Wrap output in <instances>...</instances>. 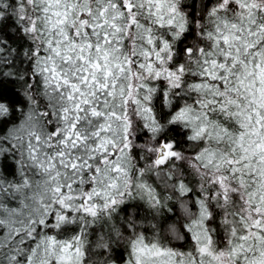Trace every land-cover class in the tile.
I'll use <instances>...</instances> for the list:
<instances>
[{"label": "snow or ice", "instance_id": "6c2138e0", "mask_svg": "<svg viewBox=\"0 0 264 264\" xmlns=\"http://www.w3.org/2000/svg\"><path fill=\"white\" fill-rule=\"evenodd\" d=\"M82 2L0 0V264H72L80 249L62 242L54 228L80 211L95 215L90 202L103 191L98 185L106 173L122 171L113 164L129 103L145 135L159 134L164 120L175 126L179 119L199 124L195 137L209 142L228 137L227 159L204 149L205 166L228 165L229 172L217 178L225 203L233 181L244 193L232 218L227 253L216 256L208 236L207 244L198 245L200 264L206 255H226L231 264H264V0H206L209 19L215 21L205 33L211 44L189 63L190 74L182 58L193 56L191 46L177 59L170 43L176 37L154 36L147 19L163 29L168 0H90L97 4L95 14L91 7H74ZM174 5L172 0L168 7L172 16L178 13ZM228 10L236 15L230 17ZM174 24L170 16L167 27ZM178 30L183 33V25ZM133 69L137 78L147 77L159 87L137 84L133 97L129 84L125 95L123 82ZM185 88L198 97L195 106L180 104L178 94ZM29 94L35 104L25 98ZM209 113L236 120L238 135L230 136ZM126 132L127 127L125 138ZM171 147L165 142L162 157ZM38 170L46 177L40 207L33 214L26 205V213L16 204L13 185L18 187L16 178L22 176L24 184L31 181L40 189L41 181L32 179ZM115 179L107 187L115 188ZM153 255L175 254L157 250Z\"/></svg>", "mask_w": 264, "mask_h": 264}, {"label": "clouds", "instance_id": "9594fccd", "mask_svg": "<svg viewBox=\"0 0 264 264\" xmlns=\"http://www.w3.org/2000/svg\"><path fill=\"white\" fill-rule=\"evenodd\" d=\"M205 3L206 0H175L174 6L178 13L172 16L168 11L172 0H168V4L163 6V29L155 26V19L147 17L153 25L154 36L159 37L162 33H167L176 37L170 43L177 59H181V49L186 53L188 46H191L193 56L190 58L185 54L182 58L185 74L191 73L189 63L199 58V49L211 44V40L205 38V33L215 21L209 19ZM74 7H77V10H87L91 7L95 14L97 4L83 0L79 6ZM228 13L230 17L236 15L232 10H228ZM170 16L175 21L173 29L176 30L167 27ZM181 25L183 33L178 30ZM167 63L165 60V64ZM145 82L159 87L147 77L137 78L136 69H133L130 79L123 82L125 95L128 94V85L132 84V96L135 97L136 85ZM21 95H24L23 91ZM140 95L142 97L143 93ZM178 95H182V106H195L198 99L197 96L189 94L186 88ZM25 98L32 104L36 103L30 99V94ZM134 117L135 109L129 103L128 120L121 122L124 127L119 129L117 137V148L121 149L118 152L119 159L113 164V167L119 164L122 171L117 174L106 173L107 178L98 185L103 191L99 198L90 202L95 205L96 214L80 211L78 215L74 213L73 217H67L60 223L59 228H54V234H59L62 242H71L74 248L80 249L79 253L73 254L72 264H137V261H140V264H180L181 261L183 264H200L198 245L207 244L208 236L211 237L210 250L216 256L221 252L227 253L232 218L241 206L244 189L239 186V181H233V186L228 187L229 200L225 203L221 199L222 189L217 178L229 172L228 165L223 163L219 169L212 165L206 167L205 162L209 155L204 149L210 148L216 151L218 156L224 153L226 160L230 152L228 137L222 142H209L206 136L195 137L199 124L195 121L185 124L179 119L175 126L164 120L160 123L162 131L159 134L145 135L141 122ZM209 119L219 120L230 136L238 135L236 120L227 119L220 113H209ZM204 122L201 119L200 123ZM169 128L172 130L169 131ZM165 142L172 147L167 149L162 157ZM197 156L200 158L197 159ZM161 158L164 162L158 164L157 161ZM0 176H3L2 172ZM114 177H118L115 179L116 187H107ZM16 179L21 181L18 187L13 185L16 204L26 213L28 209L25 206H30L35 214L40 207V192L46 179L43 171L38 170L37 175L32 178L41 181L40 189L31 181L24 184L22 176ZM7 187L8 185H5V188ZM252 190L258 189L252 186ZM233 196L237 199L233 200ZM48 197L52 198L50 191ZM112 200H115L114 204ZM217 213L220 215L217 216ZM225 218L227 225L224 223ZM194 221L199 227L193 225ZM194 235L196 240H193ZM140 249H144V252ZM149 249L151 251H148ZM157 250L175 255H153ZM203 260L204 264H222V261L223 264H231L226 255L221 259H212L206 255Z\"/></svg>", "mask_w": 264, "mask_h": 264}]
</instances>
